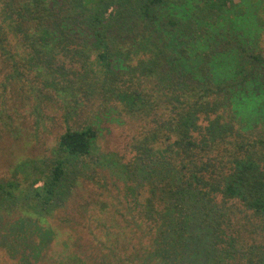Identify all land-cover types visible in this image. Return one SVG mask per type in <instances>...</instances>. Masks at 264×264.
Instances as JSON below:
<instances>
[{
    "label": "trees",
    "instance_id": "1",
    "mask_svg": "<svg viewBox=\"0 0 264 264\" xmlns=\"http://www.w3.org/2000/svg\"><path fill=\"white\" fill-rule=\"evenodd\" d=\"M234 3L0 0L4 89L28 83L40 107L52 91L69 109L67 122L83 97L144 124L132 162L113 154L104 160L124 181L125 217L155 230V245L146 247L158 262L146 264H264V53L246 30L219 24ZM251 116L257 120L249 127ZM98 137L91 123L68 126L54 161L25 194L20 185L0 183L1 207L48 215L66 205L70 174L78 162L97 158ZM138 171L146 172L143 189L131 184ZM19 187L25 196H16ZM98 205L106 207L98 200L82 207ZM101 232L95 241L110 239L115 253L132 243L133 232L104 233V240ZM90 260L70 253L63 264H125L108 255Z\"/></svg>",
    "mask_w": 264,
    "mask_h": 264
},
{
    "label": "rangeland",
    "instance_id": "2",
    "mask_svg": "<svg viewBox=\"0 0 264 264\" xmlns=\"http://www.w3.org/2000/svg\"><path fill=\"white\" fill-rule=\"evenodd\" d=\"M234 2V10L224 12L222 16L225 18L220 19L219 24L226 25L225 28L239 26L246 30V36L254 40L253 44L259 43L264 53V0ZM240 7L245 16L237 18L235 12ZM205 24L209 25L208 22ZM121 67L122 63L119 62L118 68ZM3 72L0 60V183L5 186L20 185L24 187L22 190L25 194V188L42 177L48 165L54 161L53 151L68 126L83 127L91 123L99 134L96 145L100 154L93 160L78 162L70 174L71 186L68 185L63 195L72 196V199L48 215L31 211L29 206L11 205L9 200L3 202L9 205L1 207L0 204V264H63L70 253H78L83 258L88 256L90 262L99 261L104 255L116 257V261L125 264L158 262L159 254L146 247L155 245V230H150L139 220L131 222L130 215L125 217L129 210L123 199L124 181L110 172L104 160L106 154H113V158L124 164L132 162L135 138L143 131L144 124L121 110L101 109L98 107L99 100L88 101L83 97L80 99L81 107L67 122L65 116L69 109L57 101L55 95L53 97L52 91H45V94H51V98L42 96L43 104L40 107L38 95L27 87L28 83L17 82L4 89L1 83ZM252 82L259 83L256 79ZM71 102L73 106L77 104L73 100ZM256 120L251 116L245 124L252 127ZM91 174H96L93 182L87 179ZM135 176L138 184L131 182L134 186L142 188L148 181L144 179L145 171H138ZM41 185L40 182L36 187ZM20 187L15 190L16 196H25ZM142 189L139 191L142 192ZM88 200L104 202L106 207L98 205L96 209L89 208L84 212L82 204ZM133 214L137 216L136 212ZM121 229L127 234L133 232L132 243L128 245L127 252L116 247L115 253L112 241L105 239L104 233L118 234ZM47 230L51 231L48 237L45 234ZM91 231L94 235H90ZM98 231H102L98 237L105 239L103 246L101 241L94 239ZM111 252L115 254L111 255Z\"/></svg>",
    "mask_w": 264,
    "mask_h": 264
}]
</instances>
